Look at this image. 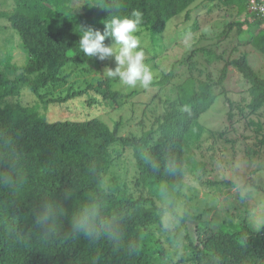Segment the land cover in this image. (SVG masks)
<instances>
[{
  "label": "trees",
  "instance_id": "obj_1",
  "mask_svg": "<svg viewBox=\"0 0 264 264\" xmlns=\"http://www.w3.org/2000/svg\"><path fill=\"white\" fill-rule=\"evenodd\" d=\"M193 1L14 0L13 12L5 16L26 55L21 66L0 62V264H157L166 258L152 227L168 212L176 214L174 193L184 179L187 150L203 131L201 114L215 99L211 77L194 81L191 89L177 86L176 102L166 103L147 129L140 121L137 133L125 135L119 133L120 121L112 129L97 115L50 120L10 98L26 87L44 112L49 103L92 114L95 106L114 108L128 95L112 88L114 78L107 76L83 88L70 86L65 94L55 92L66 80L63 69H75L87 58L78 47L81 26L103 31L112 16L134 19L139 12L137 34L147 31L148 48L155 52L152 43L166 23ZM248 1L235 3L240 12ZM250 15L244 24L258 30L248 42L264 54V20ZM228 64L249 84L246 108H263L264 79L247 55ZM165 83L160 77L153 84ZM255 133L254 146L264 152V132ZM127 149L135 163L130 179L120 173L104 183ZM181 222L175 226L179 233L165 241H185L190 264H264V224L223 221L211 229L208 223L190 228Z\"/></svg>",
  "mask_w": 264,
  "mask_h": 264
},
{
  "label": "rangeland",
  "instance_id": "obj_2",
  "mask_svg": "<svg viewBox=\"0 0 264 264\" xmlns=\"http://www.w3.org/2000/svg\"><path fill=\"white\" fill-rule=\"evenodd\" d=\"M235 3L229 6L218 0H194L187 10L166 23L163 33L152 43L155 52L148 48L151 43L148 32L136 33L144 52L143 63L153 73V80L148 88H142L139 84L136 87L122 85L118 77L114 78L112 88L128 95L114 108L95 106L98 108L92 114L87 110L83 113L71 109L69 104L49 103L44 112V105L26 87L21 88L18 96L10 98L13 102L35 107L50 120L97 115L112 129L120 121L119 133L125 135L129 131L137 133L141 128L140 121L142 129L148 127L154 122L155 115L165 111L166 103L176 102L177 86L191 89L194 81L211 77L215 99L201 114L199 123L203 131L187 150L184 179L174 193L176 214L168 212L152 227L166 252V258L156 261L157 264H190L186 261L189 256L184 249L185 241L177 244L165 241L166 237L179 233L175 226H180L181 219L190 228L194 225L205 227L204 223L211 229L217 228L223 221L254 228L264 224V152L254 146L257 141L255 130L260 128L264 132V107L254 112L246 108L250 100L249 84L234 66L228 64L246 54L252 69L264 79V54L248 42L258 30L257 25L244 24L252 17L251 13L247 9L240 12ZM13 10L14 0H0L2 66H21L25 62L21 38L5 16ZM116 66L113 58L99 62L87 57L77 68L63 69L61 76L66 80L55 92L65 94L70 86L79 89L92 80H102L106 77L105 68L115 69ZM160 77H165L166 83L154 85ZM251 121L257 124L249 123ZM113 150L116 152L115 146ZM134 166L131 151L127 149L112 163L103 182L108 184L111 176L120 173L130 179Z\"/></svg>",
  "mask_w": 264,
  "mask_h": 264
},
{
  "label": "clouds",
  "instance_id": "obj_3",
  "mask_svg": "<svg viewBox=\"0 0 264 264\" xmlns=\"http://www.w3.org/2000/svg\"><path fill=\"white\" fill-rule=\"evenodd\" d=\"M133 16L134 19L112 16L103 23V31L81 26L78 47L83 56L88 58L115 60V69L105 68L104 74L107 77H118L120 84L129 87L139 84L142 88H148L153 80V73L143 63L144 52L136 35L141 24V13L134 12ZM106 40L110 43L105 44Z\"/></svg>",
  "mask_w": 264,
  "mask_h": 264
},
{
  "label": "built area",
  "instance_id": "obj_4",
  "mask_svg": "<svg viewBox=\"0 0 264 264\" xmlns=\"http://www.w3.org/2000/svg\"><path fill=\"white\" fill-rule=\"evenodd\" d=\"M248 12L264 20V0H249Z\"/></svg>",
  "mask_w": 264,
  "mask_h": 264
}]
</instances>
